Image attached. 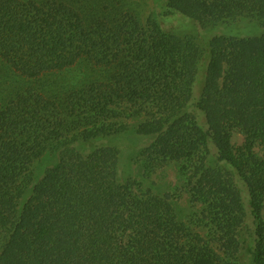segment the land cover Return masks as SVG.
Here are the masks:
<instances>
[{"label":"trees","instance_id":"obj_1","mask_svg":"<svg viewBox=\"0 0 264 264\" xmlns=\"http://www.w3.org/2000/svg\"><path fill=\"white\" fill-rule=\"evenodd\" d=\"M157 2L0 0V264H264V0Z\"/></svg>","mask_w":264,"mask_h":264},{"label":"rangeland","instance_id":"obj_2","mask_svg":"<svg viewBox=\"0 0 264 264\" xmlns=\"http://www.w3.org/2000/svg\"><path fill=\"white\" fill-rule=\"evenodd\" d=\"M143 1L147 2L148 4L147 7H149L150 10L156 11L157 9L156 3H158L157 2L158 0H143ZM178 22L182 23L184 27H187V24H188L187 22H180L177 20V18L170 20V22L167 21V26L169 25L170 28L175 27V26L180 28L181 26L180 24H178ZM224 30L221 27H218L212 30L211 32L209 31V35L212 36V35L220 34L224 32H226V35H228L234 32L235 34H238L241 36H254V35H258L264 32V29H262L258 25L248 24L245 21L235 23L234 28L231 27L229 29L228 27H224ZM131 140H133V137L131 138L130 136L128 139H123V140L118 139L116 143L120 145L124 153L123 161H122L123 163L122 168L124 167L125 162L128 160L127 153L132 152L133 150H135V148L137 149V147L134 146V143L133 141L131 142ZM242 143H243V135L237 131L233 132L232 144L234 146H240ZM256 151L258 152V154L263 153V149L261 148H256ZM133 168H134L133 166L132 168H130V171H132V174H134ZM146 182L147 183L151 182L153 184L156 183L160 187V189L164 191H168L169 193L177 194L179 193V190L181 193H183L181 188L179 189V180L176 179V169L173 166H167V168H163L157 171L155 175L151 176L150 180L149 181L147 180ZM179 196H180L179 198L174 200V205L177 208V212H179V215L182 218H186L188 215L191 214L192 208H191V205L189 204L188 197L186 194H180ZM263 215H264V202H263Z\"/></svg>","mask_w":264,"mask_h":264}]
</instances>
